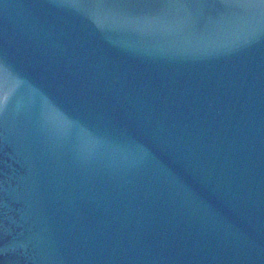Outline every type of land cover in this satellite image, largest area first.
Returning <instances> with one entry per match:
<instances>
[{
    "label": "water",
    "instance_id": "95a60500",
    "mask_svg": "<svg viewBox=\"0 0 264 264\" xmlns=\"http://www.w3.org/2000/svg\"><path fill=\"white\" fill-rule=\"evenodd\" d=\"M0 264H264V0H0Z\"/></svg>",
    "mask_w": 264,
    "mask_h": 264
}]
</instances>
